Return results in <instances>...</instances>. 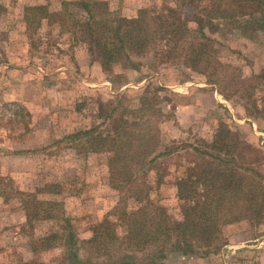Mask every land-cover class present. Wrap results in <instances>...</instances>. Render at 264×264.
<instances>
[{"label": "rangeland", "instance_id": "374dc122", "mask_svg": "<svg viewBox=\"0 0 264 264\" xmlns=\"http://www.w3.org/2000/svg\"><path fill=\"white\" fill-rule=\"evenodd\" d=\"M64 1L0 0V192L6 191L0 198V264L72 263L69 247L31 250L35 233L61 232L60 214L56 211L54 223L37 226L34 233L25 223L20 197H11L13 192L55 182L66 184L80 174L89 185L87 206L77 212L66 192L57 196L59 207L78 217L71 226L74 241L88 239L87 226L100 215H112L119 194L107 185L106 154L80 149L81 140L70 135L94 125L105 129L100 112L119 94L137 98L146 86L167 91L160 93L167 100L154 106L163 116H151L160 130L155 155L175 151L155 159L147 180L164 174L155 196L167 206L172 220L181 219L176 181L194 165L199 157L195 150H203L211 142L222 122L237 134L231 136L233 140L245 139L256 148L264 174V82L257 78L264 71V33L252 34L222 22L213 31L206 29L216 60L205 74L181 67L177 60L161 63L151 53L131 54L134 69L118 63L104 71L99 55L91 54L87 44L76 42L79 33L56 23L36 30L26 28L25 7L43 5L49 12H59ZM91 1L107 2L113 15L124 17L145 8L175 7L178 2ZM255 108L263 110L257 119L251 115ZM143 170L138 171L140 177ZM222 238L227 244L218 253L205 258L172 256L165 264H264V224L235 223L223 228ZM78 255L80 259L104 260L79 246Z\"/></svg>", "mask_w": 264, "mask_h": 264}, {"label": "trees", "instance_id": "16d2710c", "mask_svg": "<svg viewBox=\"0 0 264 264\" xmlns=\"http://www.w3.org/2000/svg\"><path fill=\"white\" fill-rule=\"evenodd\" d=\"M177 1L175 7L145 8L124 17L113 15L107 2L65 0L59 12H49L43 5L27 6L23 20L27 29L56 23L64 30L79 33L76 42L87 44L91 54L99 55L104 71L118 63L133 68L131 54L151 53L161 63L177 60L179 66L205 74L215 67L216 60L206 29L213 31L222 22L252 34L264 33V0ZM257 78L264 82V71ZM164 92L165 88L146 86L137 98L119 94L100 112L105 129L94 125L70 135L81 140L80 149L106 154L107 185L119 194L112 215H100L87 226L88 239L78 237L74 241L71 226L78 217L67 214L57 202V196L66 192V197L75 203V211L87 206L89 185L80 174L66 184L55 182L28 192H13L11 197H20L25 223L34 233L37 226L54 223L56 211L60 214L57 219L61 232L50 229L35 233L36 243L30 244L34 253L39 247L44 252L69 247L70 264H165L172 256L205 258L218 253L227 244L222 238L226 226L264 224V174L258 151L245 139L233 140L231 136L237 134L223 122L211 142L203 150H195L199 154L196 162L176 181L181 219L170 218L167 206L155 196L164 174L147 180L155 159L175 151L155 155L160 130L151 116H163L154 106L167 100L160 94ZM262 113L255 108L251 115L257 119ZM143 168L140 177L138 171ZM5 192H0V197ZM130 202H134L133 206ZM78 246L104 260L80 259ZM68 255L64 253L66 262Z\"/></svg>", "mask_w": 264, "mask_h": 264}, {"label": "crops", "instance_id": "0c3cea01", "mask_svg": "<svg viewBox=\"0 0 264 264\" xmlns=\"http://www.w3.org/2000/svg\"><path fill=\"white\" fill-rule=\"evenodd\" d=\"M12 99V98H11ZM18 191V190H17ZM1 198V197H0Z\"/></svg>", "mask_w": 264, "mask_h": 264}]
</instances>
